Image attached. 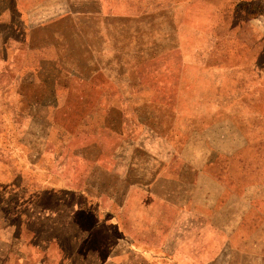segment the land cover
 Instances as JSON below:
<instances>
[{"label": "rangeland", "instance_id": "1", "mask_svg": "<svg viewBox=\"0 0 264 264\" xmlns=\"http://www.w3.org/2000/svg\"><path fill=\"white\" fill-rule=\"evenodd\" d=\"M188 1L63 0L92 19L31 27L0 0L1 222L22 230L25 264H264V142L241 148L264 118L228 117L256 113L255 83L264 109V0H198L202 20ZM213 9L227 17L212 36ZM67 184L96 195L90 212L77 197L75 218H52L18 195Z\"/></svg>", "mask_w": 264, "mask_h": 264}, {"label": "crops", "instance_id": "2", "mask_svg": "<svg viewBox=\"0 0 264 264\" xmlns=\"http://www.w3.org/2000/svg\"><path fill=\"white\" fill-rule=\"evenodd\" d=\"M181 4H178L177 2L174 3V6L177 8L178 7H182L184 12L189 11L188 8L189 6V1L188 0H180ZM236 1L235 4H238L240 2H251L252 0H234ZM202 1L197 0V3L199 4V8H198V12H197V16L196 18H200L202 20L203 16L205 15L204 13H207V10H204L203 8L205 7V5L203 6L201 4ZM13 7L20 8L22 11H24L25 13V22L23 23V26H31V27H45L48 26L49 24H53L56 23L57 21L63 19V18H69L71 22L75 23V21L77 20L76 18H81L80 16H84L87 19H92L93 17V12H91V10H81L78 9L76 6L70 7L67 5L63 4V0H13ZM1 9V8H0ZM5 11L6 8L4 7V9H1V11ZM3 11V12H4ZM204 11V13H203ZM222 9L220 10H216L213 9L212 10V17H214V19L217 18V23H215V27L212 29L211 34L213 36V33L215 31V28H217V32L219 30L218 23H220V21H224L227 17V14L222 15ZM249 13V12H247ZM3 14V13H2ZM107 14V10L105 8L100 7L95 19L99 18H103L105 17V15ZM5 13L0 16V20H2L4 18ZM183 14V17H180V20H178V22L175 25V31L179 29L180 31V27L182 26V20L186 19V23L184 26L185 29V33L184 35L187 33L188 31V17L189 14L186 13V15ZM233 15V14H232ZM3 17V18H2ZM232 18V17H231ZM231 20V19H230ZM51 27V26H50ZM198 29L192 30L191 31V35L196 38L198 35ZM48 32H50V35L56 37L54 35L53 30L50 31L48 30ZM181 34V32L179 33ZM182 35H180V37H182ZM235 36V40L239 39L237 35ZM194 50V49H193ZM192 51V50H190ZM60 52V49H59ZM199 57H201V53L199 54ZM193 73V72H191ZM262 83H255L253 85V88L251 89H247L244 93V95L248 94V90H251L252 93L250 94L253 98L250 100L251 101V105L252 107H255L256 113L253 114L252 112H246L244 111L243 108H239V107H235V108H231L228 117L229 118H245L246 121L248 118H264V109L260 108L257 106L258 103L261 104V102L263 100H261L260 97H262V93L260 92L261 87H262ZM259 98V99H258ZM239 103V102H236ZM235 103V104H236ZM241 103V102H240ZM245 106V108L247 110L248 106L244 103L243 104ZM249 113V114H248ZM257 125V124H256ZM247 130L249 131V135L245 134L244 135V140H243V144L241 146V148L243 147V151L245 152V154L248 153L250 147L257 145L256 143H258L260 145V147L262 146V139L264 142V136L262 138L261 132L259 133L260 136L258 138L253 137L251 133H253L254 129H255V125H251L250 127H246ZM254 128V129H252ZM248 131L246 133H248ZM264 135V133H263ZM231 138V137H229ZM264 144V143H263ZM14 151H17V153L23 154L21 152L20 149H15L13 148ZM12 154V150H10V153L6 154V156H10ZM18 154H15L14 156H16V158H20L21 156H19ZM76 156V154H75ZM22 158V157H21ZM97 158L96 156H92V157H86L85 159L88 160L89 162H93L95 161ZM94 159V160H93ZM24 161V160H23ZM26 162V163H25ZM132 162L134 164V161L132 159ZM27 160H25L23 162V166H25L27 164ZM23 171V169H22ZM26 171L29 172H35L36 171H41L38 170L37 167L33 164V163H28L27 164V168ZM26 183L24 184H20V182H18L20 187H24V185L28 188H33V186L37 187L39 186L38 182L35 181L34 183L29 181H25ZM0 183L3 184V186L5 187L4 184V179H0ZM13 185H17V183L13 182ZM7 185H11V184H6ZM68 187V190L65 189H61L59 185H55L54 188H52L50 191H45L46 193H49L52 195V197H50V199L48 200L49 197H39V194L42 193V191L40 192H35L32 189H25L23 188V190H21L18 195H20L21 197H27V201L30 198H33L34 196L37 195V200H36V204L39 205V210H42V213H48L51 215L52 218L54 217H58V215L61 212H65L67 211V213L69 214L68 217L70 218H75L76 215V211H77V200L76 198L79 197L81 198L79 202H82L81 207H79L80 210L83 211H87L90 212L91 208V204L94 198L97 199L96 195L93 194V192L89 189H79V190H75V188H73V186L70 185H66ZM11 192V191H10ZM8 192V194L5 195V199L6 197L10 196L11 193ZM2 193V191L0 190V194ZM101 194V192L99 193V195ZM4 195V194H3ZM46 199V201H45ZM26 201V202H27ZM100 202V201H99ZM10 205V204H9ZM7 206V202L4 200V202H2V200H0V264H11V258L12 255L14 256V262L13 264H25L26 261V254L22 253L23 247L26 245L27 246V242L25 241V239L22 237L23 236V232L22 230H19L18 232H14L13 228L15 229V227H11L8 223H4L1 222V220L5 221L7 218H10L11 215L8 214L7 212H10L11 209L5 210L4 207ZM22 206V204H21ZM24 207V206H23ZM20 207V210L13 212L12 214H18V216L20 217H27L28 216V212L30 210H27V207L25 206V208ZM14 253V254H13Z\"/></svg>", "mask_w": 264, "mask_h": 264}]
</instances>
